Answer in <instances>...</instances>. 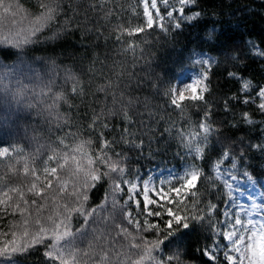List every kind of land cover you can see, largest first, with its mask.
<instances>
[{"label": "snow or ice", "instance_id": "obj_1", "mask_svg": "<svg viewBox=\"0 0 264 264\" xmlns=\"http://www.w3.org/2000/svg\"><path fill=\"white\" fill-rule=\"evenodd\" d=\"M197 6L198 0H134L117 10L111 0L67 6L38 0V11L29 13L0 0V24L21 13L29 20L26 29L0 32V50L15 56L10 63L0 58V105L42 107L50 136L39 143L37 129L21 135L9 111L0 116V219L12 218L0 230V264H20L17 257L39 249L46 264H185L193 235L203 241L196 249L203 264H264V200L257 203L248 191L256 182L240 166L249 150L264 155V128L257 143L224 135V122L217 125L205 98L209 73L221 60L264 65V36L193 53L166 81L152 83V97L163 98V106L134 95L143 87L140 78L133 84L135 73L108 54L91 56L77 72L25 51L45 31L59 29L48 37L56 40L60 31L82 30L97 48L111 40L115 54L130 55L135 67L149 36L182 31L201 18ZM218 40L210 30L206 43ZM226 72L237 84L223 101L232 117L228 127L252 129L254 116H264V83ZM161 141L177 144L178 168L166 175L130 168L129 152L142 156L147 148L152 155ZM204 181L225 190L223 211L201 193ZM105 184L103 200L93 203V192Z\"/></svg>", "mask_w": 264, "mask_h": 264}, {"label": "trees", "instance_id": "obj_2", "mask_svg": "<svg viewBox=\"0 0 264 264\" xmlns=\"http://www.w3.org/2000/svg\"><path fill=\"white\" fill-rule=\"evenodd\" d=\"M18 2L24 9H27L29 13H35L38 11L36 5L38 0H13ZM78 0H64L65 6L71 3L75 5ZM86 3L87 0H82ZM116 5L117 10L121 6L127 7L129 3L134 0H111ZM196 11H201V18L191 25H186L182 31L173 32L167 37L159 32L153 33L148 37L149 44L144 46L145 50L133 67V61L131 56H117L113 49L117 47L111 40L105 46L101 41V46L96 47L97 41L94 36H89L80 31H60V35L56 40H49L53 34V31L59 29H53L45 31L40 35L39 40L30 45L25 51L30 57L44 63L55 61L57 65L63 68H72L74 71L79 72L82 67L88 64V58L99 53L101 58L103 55L108 54L113 56L116 60L124 64L128 72H134L133 84L136 82V78H140L142 82V89L137 90L134 95L139 96L141 99L149 97L150 102L154 105L163 106V98L152 97L153 82H163L170 78L174 73L177 66L180 64H187L188 57L195 52L205 51L209 52L215 48H218L224 42H235L237 45L243 46V43L248 39H257L260 36H264V0H198V6ZM71 15V13H69ZM16 18H20L21 21H25L24 14H18ZM11 21L15 26L17 25V19ZM29 21L28 19H26ZM12 26V25H11ZM10 24L4 25L2 28L9 30ZM212 29H216V35L219 40L216 44L210 45L206 43V36ZM108 35V33H105ZM11 50H0V58H5V62H12L15 59L14 55H10ZM215 55V52L212 51ZM227 70L238 71L239 73L252 78L254 83H264V65L248 62L247 67L243 65L234 66L231 63H225L223 60L216 65L212 66V70L209 73L208 88L209 91L205 94V98L209 105L212 106L215 113L213 119L217 125H221L224 135H229L234 138L244 137L245 143L249 140L252 143H257L261 139L260 129L264 128L259 122L264 120V116L256 114L254 119L257 121V126L249 129L248 127H241L236 130L228 127V123L231 122V115L223 112V101L230 96L237 89L235 81L230 80L227 77ZM159 78V81H157ZM39 91V88H37ZM27 103V102H25ZM101 102H97V110H99ZM15 105V104H14ZM17 107V108H16ZM11 106L8 110L4 107L0 116L5 115L6 111L10 112L9 119L16 122L20 128V134L23 135V129H29V135H33L31 129L35 128L38 131L35 135L38 138L39 143H46L49 141L50 136L48 133V124L46 123V113H42V107H37L33 110H26L25 105L19 107ZM67 111V109H62ZM195 111V109H193ZM239 111V109L237 110ZM196 119V117H193ZM77 122H80L77 119ZM115 123H119L117 118ZM54 138V137H52ZM13 137H3V141H12ZM36 146L35 142L32 147ZM123 146H117V151H120ZM153 154L149 155L147 148L141 156L136 152H129L130 157L129 166L135 171L139 168L141 173H147V169L153 166L158 168L180 166L181 161L176 157V152L179 148L175 142L165 143L161 141L159 144L152 145ZM242 170L250 172L257 185L262 187L264 185V155H261L257 151L249 150L246 158L240 162ZM264 188V187H262ZM107 185L98 187L92 194L93 203H100L103 200ZM201 193L205 194V197H211L213 203L220 204V210L223 211L227 202V196L225 190L221 189L219 192L215 191L209 182L204 181L200 185ZM11 217L6 219H0V230L7 231L8 221ZM200 239L198 236L193 235L185 252V264H203L205 258L201 257L200 253L196 250L201 247V243H197ZM43 249L32 251L26 256L17 257L20 264H46L42 255Z\"/></svg>", "mask_w": 264, "mask_h": 264}, {"label": "rangeland", "instance_id": "obj_3", "mask_svg": "<svg viewBox=\"0 0 264 264\" xmlns=\"http://www.w3.org/2000/svg\"><path fill=\"white\" fill-rule=\"evenodd\" d=\"M17 19V18H16ZM25 21H21L20 18L17 19V25L15 26L12 22H10V20H5L3 21L2 24H0V32H6L8 29H5V28H2L4 25L6 24H10V27L9 29L12 30V31H16L17 29L19 28H27L29 27V21H27L26 19H24ZM12 25V26H11ZM5 106L4 105H0V112L1 110L4 108ZM13 107H16V105L13 104ZM17 108V107H16ZM5 109V108H4ZM167 170L168 169H163V170H159L157 168H153L149 174H161V172H163L165 175L167 174ZM248 188V191L251 192L256 200L257 203L261 202L262 200H264V190L260 187H258L256 184L254 185H251L249 184L247 186ZM246 203V202H245ZM261 215H264V213H262ZM261 218L260 215H255L253 216V219H257L259 220Z\"/></svg>", "mask_w": 264, "mask_h": 264}]
</instances>
